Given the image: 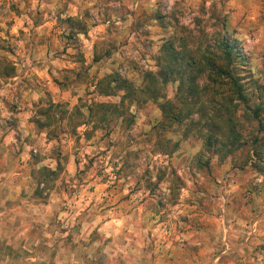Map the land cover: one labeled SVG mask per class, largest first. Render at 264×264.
Here are the masks:
<instances>
[{"label":"clouds","instance_id":"clouds-1","mask_svg":"<svg viewBox=\"0 0 264 264\" xmlns=\"http://www.w3.org/2000/svg\"><path fill=\"white\" fill-rule=\"evenodd\" d=\"M0 264H264V0H0Z\"/></svg>","mask_w":264,"mask_h":264}]
</instances>
